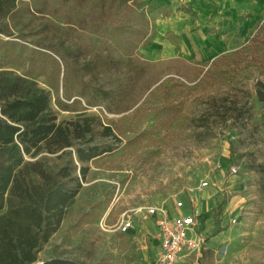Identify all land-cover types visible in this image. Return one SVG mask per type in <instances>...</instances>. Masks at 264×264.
<instances>
[{
  "label": "rangeland",
  "instance_id": "obj_1",
  "mask_svg": "<svg viewBox=\"0 0 264 264\" xmlns=\"http://www.w3.org/2000/svg\"><path fill=\"white\" fill-rule=\"evenodd\" d=\"M126 1L121 8L116 0H15L0 16V66L51 90L59 121L84 115L94 130L87 142L75 140L65 151L35 159L48 171L67 166L79 175V146L107 150L85 164L82 187L35 264L57 258L150 264L156 222L146 208L175 209L179 201L183 212L200 216L205 239L201 258L182 264H264V101L257 93L264 81V18L218 57L185 60L166 49V34L157 38L167 21L155 1ZM50 46L75 70L98 55L119 64L84 69V89L72 71L76 101L64 110L55 102L58 95L65 99L61 58L53 55L59 69L44 56L43 74L30 63L50 54ZM104 126L110 135L101 134ZM123 216L134 220L128 233L118 229ZM205 216L222 230L213 249Z\"/></svg>",
  "mask_w": 264,
  "mask_h": 264
},
{
  "label": "trees",
  "instance_id": "obj_2",
  "mask_svg": "<svg viewBox=\"0 0 264 264\" xmlns=\"http://www.w3.org/2000/svg\"><path fill=\"white\" fill-rule=\"evenodd\" d=\"M116 1L121 8L127 3L126 0ZM4 7L14 8L15 0H0V16ZM47 49L50 54H43L30 63L43 74L44 56L52 59L59 69L61 64L53 55L61 58L67 72L63 77L65 99L58 95L55 102L64 110H69L76 101L69 87L72 71H77L80 87L84 89V69L99 65L113 68L119 64L118 60L98 55L86 63L84 69L75 70L57 48ZM98 92L106 98L111 96L106 90ZM257 93L264 101V81L258 82ZM52 96V91L40 86L31 75H21L0 66V264L37 262L41 247L59 229L82 187L89 169L85 164L107 152L95 145L79 146L76 149L77 162L81 164L79 175L67 166L57 172L48 171L42 161L35 159L44 152L65 151L74 146L75 140L87 142L88 135L94 132L90 119L84 115L59 121L51 106ZM110 133V127L104 126L101 134ZM72 163L75 164L74 160ZM218 222L215 220L212 237L222 231L217 228Z\"/></svg>",
  "mask_w": 264,
  "mask_h": 264
},
{
  "label": "crops",
  "instance_id": "obj_3",
  "mask_svg": "<svg viewBox=\"0 0 264 264\" xmlns=\"http://www.w3.org/2000/svg\"><path fill=\"white\" fill-rule=\"evenodd\" d=\"M154 1L157 5L156 11L158 14H165L167 21L165 30L160 29L157 38L166 34V49L173 57L185 60L209 61L218 57L232 48L238 36L251 35L259 19L264 18V0ZM183 6L193 12V17L182 10ZM199 219L201 235L200 216ZM213 230L207 216L204 231L209 235L207 243L211 249L223 239L220 234L212 237ZM154 243L157 245L156 256L150 264L156 260L160 251L155 240ZM203 251L204 248L185 254L177 264L187 262L192 255L199 260Z\"/></svg>",
  "mask_w": 264,
  "mask_h": 264
},
{
  "label": "built area",
  "instance_id": "obj_4",
  "mask_svg": "<svg viewBox=\"0 0 264 264\" xmlns=\"http://www.w3.org/2000/svg\"><path fill=\"white\" fill-rule=\"evenodd\" d=\"M238 169L233 167L232 174ZM182 201L176 203L175 209L164 205L146 208V217L154 218L156 233L154 240L160 247L156 260L152 264H177L180 258L194 251H201L205 239L200 235L199 216L183 212ZM143 211V208L139 209ZM134 226L131 216H123L118 224L121 233H128Z\"/></svg>",
  "mask_w": 264,
  "mask_h": 264
},
{
  "label": "water",
  "instance_id": "obj_5",
  "mask_svg": "<svg viewBox=\"0 0 264 264\" xmlns=\"http://www.w3.org/2000/svg\"><path fill=\"white\" fill-rule=\"evenodd\" d=\"M39 264H78L77 262L71 261V260H66V259H54L46 262H42Z\"/></svg>",
  "mask_w": 264,
  "mask_h": 264
}]
</instances>
